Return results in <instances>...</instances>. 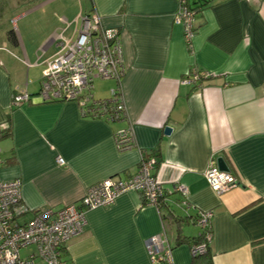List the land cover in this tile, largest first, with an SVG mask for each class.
<instances>
[{
	"label": "crops",
	"instance_id": "0c3cea01",
	"mask_svg": "<svg viewBox=\"0 0 264 264\" xmlns=\"http://www.w3.org/2000/svg\"><path fill=\"white\" fill-rule=\"evenodd\" d=\"M196 1L189 0L192 7ZM35 4L40 14L33 30L0 40V126L11 117V134L0 140V182L21 180L23 218L37 209L78 205L107 177L132 176L144 153L158 160L154 173L164 188V210L132 190L87 211L84 231L66 244L64 264H152L145 243L163 231L173 264H190L192 247L177 236L197 237L195 219L207 210L213 211L211 264H264V0H211L196 11L189 43L175 21L177 0ZM91 11L105 27L120 30L124 120L83 117L73 101L37 97L59 35H74L78 16ZM196 70L210 77L185 83ZM22 90L31 99L16 104ZM129 125L136 147L121 152L115 133ZM220 156L240 183L221 196L204 176ZM175 184L188 189V206ZM176 217L187 220L178 224Z\"/></svg>",
	"mask_w": 264,
	"mask_h": 264
},
{
	"label": "built area",
	"instance_id": "2783aa9c",
	"mask_svg": "<svg viewBox=\"0 0 264 264\" xmlns=\"http://www.w3.org/2000/svg\"><path fill=\"white\" fill-rule=\"evenodd\" d=\"M177 2L175 21L182 24L189 43L195 32L196 10L191 7L189 0ZM75 23V34L67 37L64 31L61 32L55 54L45 61L37 97L42 102L73 101L77 103L83 117L108 122L126 119L127 107L122 95V77L126 67L120 30L105 27L99 14L94 11L80 14ZM208 77L210 74L207 72L192 71L185 78V83L193 86L200 79ZM95 79L115 81L110 97H94ZM30 99L31 95L22 90L17 93L14 102L19 104ZM115 142L121 152L135 148L133 127L129 125L117 130ZM218 158L210 162L204 176L210 188L221 196L240 183L230 169L219 168ZM57 162L64 164V159L58 156ZM157 165L158 160L154 156L142 153L138 170L132 176L107 177L91 185L78 205L37 209L27 219L23 218L28 209L22 206L21 180L0 182V264H35L36 259L44 264H63L62 249L72 237L84 231L87 211L109 206L128 191H139L145 203L159 208L165 194L154 173ZM174 189L183 197L181 204L188 206V189L182 184H175ZM212 217V210L198 213L195 223L201 231L206 232V241L193 246L192 255L203 253L206 244L211 243L213 233L209 228ZM145 245L152 264H173L172 247L164 231L151 236ZM28 247H34L35 251L21 258V249Z\"/></svg>",
	"mask_w": 264,
	"mask_h": 264
},
{
	"label": "rangeland",
	"instance_id": "374dc122",
	"mask_svg": "<svg viewBox=\"0 0 264 264\" xmlns=\"http://www.w3.org/2000/svg\"><path fill=\"white\" fill-rule=\"evenodd\" d=\"M36 4H28L23 6L14 5L7 9L6 13L0 17V40L2 41L5 38V34L9 29H14L18 34L24 33L25 31H32L33 20L39 16V11L33 10V7ZM15 19V20H14ZM28 24V25H27ZM74 28V23L71 26V30ZM115 81L112 80H101L95 79L93 84V92H95V98H108L110 97V90L107 89L109 86L114 85ZM116 84V83H115ZM33 247L23 248L20 251L21 258H24L29 250H33ZM37 264H41L37 262Z\"/></svg>",
	"mask_w": 264,
	"mask_h": 264
},
{
	"label": "trees",
	"instance_id": "16d2710c",
	"mask_svg": "<svg viewBox=\"0 0 264 264\" xmlns=\"http://www.w3.org/2000/svg\"><path fill=\"white\" fill-rule=\"evenodd\" d=\"M40 1H43V0H0V17H2L6 13L7 9H9L10 7H13L14 5H17L19 7V6L28 5V4L30 5V4H33L36 2H40ZM210 2H211V0H206L204 3L202 2V4H201L200 0H197L196 2L193 3L194 7H192V4H190V5L193 9L198 11L203 6L207 5ZM6 34H7L9 39L16 40V35H15L14 29H12V28L9 29L6 32ZM10 121H11V117H10V115H7L6 123L2 127V132H3L2 137L11 134V123H10ZM165 205L166 204H164L162 201L160 208L164 210ZM170 214L172 215L171 211H170ZM185 220H187V218H185V217L184 218L176 217V222L178 224L185 222ZM209 230H211V225H210ZM184 241H187V243H189L191 245V247L197 246V245L206 241V232L201 231L197 237L188 238V239H186L183 235H181L179 233L177 236V242L181 243ZM210 245H211L210 243L206 244V249L203 253H200L197 255H192V262L190 264H211V260L208 258ZM65 249H66V246L62 249V253H61V259H62L63 264L65 262V260L63 259V254L65 252Z\"/></svg>",
	"mask_w": 264,
	"mask_h": 264
},
{
	"label": "water",
	"instance_id": "95a60500",
	"mask_svg": "<svg viewBox=\"0 0 264 264\" xmlns=\"http://www.w3.org/2000/svg\"><path fill=\"white\" fill-rule=\"evenodd\" d=\"M171 132H172V127L171 126L167 125V126L164 127V133L165 134L168 135ZM217 161H218V166H219V168L221 170H229L230 169L229 166H228V164L226 163V161H225V159L223 157H219L217 159Z\"/></svg>",
	"mask_w": 264,
	"mask_h": 264
}]
</instances>
